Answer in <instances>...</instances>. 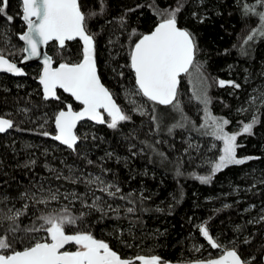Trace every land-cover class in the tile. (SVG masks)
<instances>
[{
  "label": "trees",
  "instance_id": "1",
  "mask_svg": "<svg viewBox=\"0 0 264 264\" xmlns=\"http://www.w3.org/2000/svg\"><path fill=\"white\" fill-rule=\"evenodd\" d=\"M80 3L82 11L97 13L88 20V28L96 39L100 78L117 103L132 115V120L116 130L109 129L106 124L83 123L78 135L83 137L87 133L88 137L81 139L77 151L73 152L40 133L47 131L54 135L55 113L65 104L71 103L76 110L80 105L62 91H58L62 102L44 101L37 83L41 72L39 65L27 68L26 77L0 75V116L15 124L9 133L0 134V212L15 211L29 204L28 213L19 219L21 231L17 233L25 237L26 245L28 240L23 229L31 227L41 212L57 211L68 205L78 214L81 206L79 201L70 204L63 198L46 206L36 205L31 200H22V193L47 195L48 188H59L61 193L83 194L88 190L84 183L73 184L64 177L83 180L89 174L103 175L101 169L107 168L109 172L104 179L115 181L122 194L131 193L134 203L115 201L122 205L121 218L98 221L89 217L91 227L88 230L97 239L108 242L122 257L156 255L172 264L214 258L218 251L211 249L198 231V226L204 224L219 243L227 248L235 247L242 258L255 257L252 264H263L264 37L246 45L243 43L250 31L259 25L258 16L243 14V5H253L255 0H184V8L178 15L179 26L188 29L196 38V62L207 78L212 114L231 121L227 126L230 131L233 127H241L240 121L249 122L254 115L260 118L253 135H241L237 140L241 145L237 149L238 157L259 159L229 166L218 172L209 184H201L194 176L210 173V162L219 156L220 145L211 136L194 130L191 124L175 128L169 134L168 128L181 119L180 113L171 107L157 106L155 114L160 119L157 133L150 120V102L139 96L131 97L147 108L148 115L140 116L131 111L132 105L126 96L134 87L128 53L132 41L138 38L133 36L130 40L131 31L135 29L138 35L149 33L157 23V16L149 5L171 8L176 6L177 0H80ZM257 11H264V8L257 7ZM6 13L14 19L8 23L5 16L0 15V52L18 62L24 55L18 35L26 28L22 21L21 0H8ZM81 47L79 41L67 42L65 48L53 42L47 52L58 66L61 62H79ZM241 48L246 54H241ZM120 72L124 75L120 76ZM218 80L234 81L240 87H220ZM178 93L183 114L199 128L203 123V106L193 98L187 75L182 77ZM190 143L198 145V150L189 148ZM213 144L216 147L213 148ZM131 145L135 147L130 151ZM33 160L34 165L30 163ZM87 160L93 163L88 164ZM45 165L56 171L50 172ZM58 174L60 179H56ZM40 185L44 186L43 193L38 191ZM96 194L102 195L98 191ZM141 194L146 197L142 202ZM127 207H134L136 211L127 213ZM7 227V223L0 227V233H5ZM117 230L120 235L116 234ZM245 240L249 243H244Z\"/></svg>",
  "mask_w": 264,
  "mask_h": 264
},
{
  "label": "snow or ice",
  "instance_id": "2",
  "mask_svg": "<svg viewBox=\"0 0 264 264\" xmlns=\"http://www.w3.org/2000/svg\"><path fill=\"white\" fill-rule=\"evenodd\" d=\"M7 5L8 0H0V15H4L6 21L11 23L14 18L7 15ZM137 7H142V5H137ZM149 7L157 16L154 28L143 35H138L133 29L129 35L130 40L133 36L138 37L132 41L128 53V67L134 76V87L126 93L132 105L131 111L140 116L148 115L147 108L131 99L133 96L142 97L146 102H150L152 108L150 120L158 133L160 119L155 114L156 108L160 105L171 107L180 113L181 119L168 128L169 134L175 128H185L191 124L193 129L201 132L202 135L211 136L220 142V154L210 162V173L194 176L201 184H209L218 172L229 166L243 165L250 160L259 159L254 156L238 157L237 155V149L241 147L237 143L238 137L245 134L253 135L254 127L260 123L259 116L254 115L249 122L240 121L239 131L230 133L226 131V127L231 121L213 115L209 109L212 101L207 92V78L203 76L200 71L201 66L196 62L198 53L196 38L192 32L180 27L178 23V15L184 8V0H177L176 6L171 8L160 9L154 4ZM257 7L264 8V0H255L253 5L247 3L243 5L245 16L251 14L259 18L258 27L252 29L243 41L245 45L258 37H264V11H257ZM96 15V12L82 11L80 0H22V20L27 26V30L18 35V39L24 45L20 50L25 54L22 62L41 57V46L48 45L50 42H56L59 48H65L67 42L77 40L81 42L79 62H61L53 67L55 61L45 53L42 59L43 68L38 77L44 101H61L58 90H62L80 105L77 111L71 103L65 104L55 113L53 117L54 135L47 131L40 133L58 141L73 152L77 151V145L81 139L88 137L87 133L83 137L77 134L78 124L83 126L81 122L106 124L109 129L116 130L124 122L132 120V115L116 102L113 93L101 82L98 74L96 39L88 28V20ZM195 15L193 13V16ZM200 22H204L203 18ZM121 26L123 27V18ZM109 43L112 41L110 40ZM241 54H246L244 48H241ZM193 69L198 74V86L194 87L193 98L203 106V123L199 128H196L183 114L178 99L180 77L187 75L191 78ZM0 72L16 76L25 75L23 70L15 62L10 61L3 52H0ZM119 75L124 74L120 72ZM217 83L220 87L226 85L234 88L240 87L234 81L218 80ZM23 111L26 112L27 109ZM238 111L243 112L247 109H238ZM44 123H47L46 119ZM43 126L44 124H41V127ZM14 127L12 120L0 118V133H5ZM95 138L93 136V139ZM146 146L151 147V145ZM134 147L135 145H131L130 151ZM212 147L216 145L213 144ZM189 148L198 150L199 146L190 143ZM132 154L136 155L135 152ZM158 154L164 156V153ZM107 155L112 156V153H107ZM30 163L34 165L36 162L33 160ZM87 163L92 164L93 161L87 160ZM45 167L48 168V165ZM48 170L56 171L52 168ZM71 170L69 166V171ZM101 171L103 175L89 174L88 178L83 180L79 177H64V179H70L73 184L84 183L88 190L83 194L61 193L59 188L55 190L48 188L47 195L22 193L20 197L22 200H31L36 205L46 206L52 201H59L63 198L70 204L79 201L81 206L78 214H74L68 205H63L57 211L41 212L35 217L31 227L23 229L28 240L26 245L24 244L25 237L17 236V233L21 231L19 219L28 213L29 204L25 203L22 209L15 211L9 209L7 213L0 212V227L5 223L8 225L6 232L0 233V264H166L161 257L155 255L150 257L138 255L133 259L122 258L108 242L97 239L93 232L88 230L91 227L89 217L98 221L121 218L119 213L122 205L116 204L115 201L134 203L131 193L122 194L121 187L115 181L104 179L109 169L102 168ZM177 174H181L179 169H177ZM60 178L61 175L58 174L56 179ZM38 191L43 193L44 186L40 185ZM97 191L102 195H97ZM144 199L146 197L141 194V202ZM135 211L134 207L126 209L127 213ZM261 220H264V217H261ZM198 231L207 241L208 246L219 251L220 254L214 258L197 260L194 264H252V260L255 259V257L242 258L235 247L227 248L219 243L210 235L208 227L204 224L198 226ZM38 233L43 235H36ZM116 234L120 235L118 230ZM244 243L247 244L249 241L245 240ZM17 244L22 246L17 247Z\"/></svg>",
  "mask_w": 264,
  "mask_h": 264
},
{
  "label": "water",
  "instance_id": "3",
  "mask_svg": "<svg viewBox=\"0 0 264 264\" xmlns=\"http://www.w3.org/2000/svg\"><path fill=\"white\" fill-rule=\"evenodd\" d=\"M21 2H22V0H21ZM23 21V20H22ZM24 22V21H23ZM25 24V23H24ZM25 31L27 30V26H26V24H25ZM78 41V40H77ZM21 43H22V45H23V42L22 41H20ZM71 42H75V41H71ZM80 42V41H79ZM51 43H53V42H50L48 45H43V46H41V57H39V58H33V59H31V60H28V61H23L22 62V59H21V61H13V60H11L10 58H8L10 61H12V62H15L16 64H17V66L18 67H20L22 70H23V72L25 73V75H23V76H16V75H13V74H11V73H6V72H0V75H9V76H12V77H16V78H20V77H26L27 76V68H29V67H31V66H33V65H39L40 67H41V71H42V68H43V64H42V59H43V55L46 53L48 56H50L49 54H48V52H47V48H48V46L51 44ZM81 43V42H80ZM24 46V45H23ZM25 55V54H24ZM50 57H52V56H50ZM53 59V58H52ZM53 67H55V63L53 64ZM97 69H98V65H97ZM98 74H99V71H98ZM183 76H185V75H182L181 77H180V84H181V79H182V77ZM101 82H102V80H101ZM37 83L39 84V82H38V79H37ZM103 83V82H102ZM104 84V83H103ZM180 84H179V88H180ZM40 86V85H39ZM41 87V86H40ZM42 90V89H41ZM58 91H62V90H58ZM178 91H179V89H178ZM63 92V91H62ZM64 93V92H63ZM65 95H67V96H69L67 93H64ZM51 101V100H50ZM117 102V101H116ZM78 104V103H77ZM79 105V104H78ZM160 106H163V105H160ZM163 107H166V106H163ZM74 110H76V109H74ZM79 110V109H78ZM77 110V111H78ZM0 118H6V117H3V116H0ZM8 119V118H7ZM85 122H90V121H83V122H81V124H83V123H85ZM91 123H93V124H95V125H101V124H96V123H94V122H91ZM55 126V125H54ZM79 124H78V126H77V128H79ZM10 130L11 129H9L7 132H5V133H0V134H7V133H9L10 132ZM78 134V133H77ZM57 143H59L58 141H56ZM60 144V143H59ZM61 145V144H60ZM62 146H64V145H62ZM78 146V145H77ZM64 147H66V146H64ZM67 148V147H66ZM114 250V249H113ZM119 254V253H118ZM120 255V254H119ZM121 256V255H120ZM156 256V255H155ZM122 257V256H121ZM146 257H150V256H146ZM122 258H124V257H122ZM126 259H128V258H126ZM163 261V260H162ZM163 262H165V261H163ZM166 264H172V263H170V262H166ZM263 264H264V260H263Z\"/></svg>",
  "mask_w": 264,
  "mask_h": 264
},
{
  "label": "rangeland",
  "instance_id": "4",
  "mask_svg": "<svg viewBox=\"0 0 264 264\" xmlns=\"http://www.w3.org/2000/svg\"><path fill=\"white\" fill-rule=\"evenodd\" d=\"M192 73H193V75H192V77L190 78L189 76H187V77H189V79H190V86H191V88L194 90V87H197L198 86V79H197V77H198V74L196 73V71H194L193 72V70H192ZM210 111H211V109H210ZM211 113H212V111H211ZM239 128L240 127H233V129H232V131H230V130H228L227 129V127H226V131H228V132H230V133H233V132H237V131H239ZM213 141L215 142V143H218L219 145H220V147H221V144H220V142L219 141H216V140H214L213 139ZM238 143V142H237ZM71 250V249H70ZM220 253H219V251H218V255H219ZM191 264H194V262H192Z\"/></svg>",
  "mask_w": 264,
  "mask_h": 264
},
{
  "label": "flooded vegetation",
  "instance_id": "5",
  "mask_svg": "<svg viewBox=\"0 0 264 264\" xmlns=\"http://www.w3.org/2000/svg\"><path fill=\"white\" fill-rule=\"evenodd\" d=\"M91 123V122H90Z\"/></svg>",
  "mask_w": 264,
  "mask_h": 264
}]
</instances>
